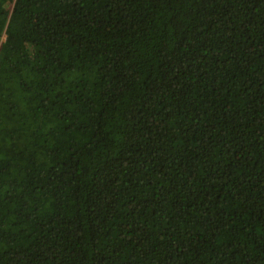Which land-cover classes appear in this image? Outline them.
Masks as SVG:
<instances>
[{
    "label": "trees",
    "instance_id": "trees-1",
    "mask_svg": "<svg viewBox=\"0 0 264 264\" xmlns=\"http://www.w3.org/2000/svg\"><path fill=\"white\" fill-rule=\"evenodd\" d=\"M0 264H264V0H0Z\"/></svg>",
    "mask_w": 264,
    "mask_h": 264
}]
</instances>
